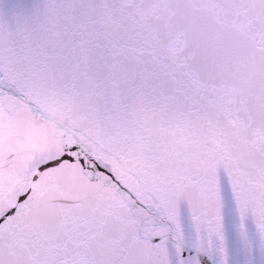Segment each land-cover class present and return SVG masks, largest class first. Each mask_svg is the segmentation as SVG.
Wrapping results in <instances>:
<instances>
[{"label": "snow or ice", "instance_id": "snow-or-ice-1", "mask_svg": "<svg viewBox=\"0 0 264 264\" xmlns=\"http://www.w3.org/2000/svg\"><path fill=\"white\" fill-rule=\"evenodd\" d=\"M0 264H264V0H0Z\"/></svg>", "mask_w": 264, "mask_h": 264}, {"label": "water", "instance_id": "water-1", "mask_svg": "<svg viewBox=\"0 0 264 264\" xmlns=\"http://www.w3.org/2000/svg\"><path fill=\"white\" fill-rule=\"evenodd\" d=\"M4 3L11 4L14 2V0H3Z\"/></svg>", "mask_w": 264, "mask_h": 264}]
</instances>
